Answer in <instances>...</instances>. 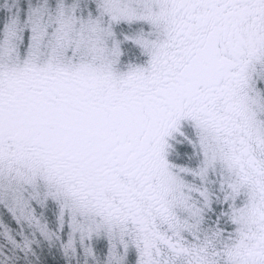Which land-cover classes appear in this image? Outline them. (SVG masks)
<instances>
[{"label": "snow or ice", "instance_id": "6c2138e0", "mask_svg": "<svg viewBox=\"0 0 264 264\" xmlns=\"http://www.w3.org/2000/svg\"><path fill=\"white\" fill-rule=\"evenodd\" d=\"M0 264H264V0H0Z\"/></svg>", "mask_w": 264, "mask_h": 264}]
</instances>
